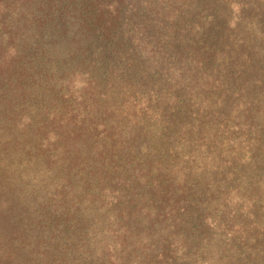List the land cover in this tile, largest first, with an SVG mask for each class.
Instances as JSON below:
<instances>
[{"label": "rangeland", "instance_id": "rangeland-1", "mask_svg": "<svg viewBox=\"0 0 264 264\" xmlns=\"http://www.w3.org/2000/svg\"><path fill=\"white\" fill-rule=\"evenodd\" d=\"M150 1L164 8L158 31L202 23L229 58L185 93L157 62L137 72L141 53L137 69L96 70L43 31L41 56L0 103V216L32 264H264L259 241L229 240L202 212L264 218V0Z\"/></svg>", "mask_w": 264, "mask_h": 264}, {"label": "trees", "instance_id": "trees-1", "mask_svg": "<svg viewBox=\"0 0 264 264\" xmlns=\"http://www.w3.org/2000/svg\"><path fill=\"white\" fill-rule=\"evenodd\" d=\"M148 1L150 0H0V103L3 106L6 105L7 97L12 93V85L17 89L18 78L27 70L25 59L28 56H41L40 51L44 49V46L43 38L40 36L46 28H48L47 31L58 33L60 36L58 44L62 43L64 53L70 59L71 56L79 58L81 65L89 61L96 70H108L111 69L110 67L117 69L119 64H126L131 69H137L141 53L145 63L141 69L138 68L137 72L146 70L149 66L148 62H157L161 73L167 70L173 71L167 80H174L175 85L183 88L185 93L194 91L195 86L192 83L197 75H200L198 79L200 81L196 83L203 86L202 76L212 75V71L222 63L223 51L215 46L213 38L208 37L207 28L205 29L202 23L192 24L191 21H187L183 31L172 34L163 32L158 25V31L153 18L160 20L164 8L163 5L154 6L151 1L150 4ZM170 2L179 3L176 0H170ZM210 20L212 25L218 23L215 17ZM126 22L130 27L127 33L123 31ZM160 23L162 24L161 21ZM216 30L219 31L220 27L217 26ZM189 32L192 33V38L188 37ZM168 40L172 41L168 42ZM173 47L174 50H172ZM11 49L14 50V54L7 57ZM175 49L178 54L173 52ZM228 58L225 55V60ZM185 66L190 68L187 73L183 69ZM155 70L154 73H157L156 68ZM136 75L139 74L136 73ZM13 76L17 79L15 82ZM22 94L24 95V92ZM178 106L174 98L167 104L168 113L172 114L174 110H178ZM188 111L196 114V107ZM0 116H7L1 108ZM190 124L191 121L188 120L183 127ZM166 134L162 138L165 139ZM237 151L236 158H240L241 162L246 163L250 158L252 159L250 154L245 156L239 150ZM145 162V158L141 156L143 166ZM144 174L146 176L148 171L146 170ZM158 184L159 187L164 188L161 182ZM262 186L264 187V183ZM262 195L264 197V191ZM252 203V207L257 205ZM154 212L158 210L155 209ZM202 212L206 213L213 224L216 222L225 224L229 230V240L241 242L244 239L246 244L252 243V239L259 241L255 251L258 256L262 254L263 217L250 215V223L238 222L228 225L229 217H223L219 210ZM219 218H223L224 221ZM248 227H257L260 236L253 237L254 232L252 233ZM12 239L15 240L16 237L14 234L12 237L8 231L4 230L0 216V264H32L31 259L24 257V255H30L29 252L24 250L21 244L15 246ZM166 246L167 242L160 248L166 249ZM153 249L154 247L151 248L152 253ZM252 253L254 255V249ZM18 255L21 257L17 258Z\"/></svg>", "mask_w": 264, "mask_h": 264}]
</instances>
